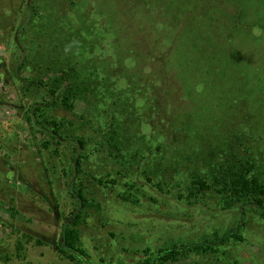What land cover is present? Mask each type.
Listing matches in <instances>:
<instances>
[{
	"label": "rangeland",
	"instance_id": "374dc122",
	"mask_svg": "<svg viewBox=\"0 0 264 264\" xmlns=\"http://www.w3.org/2000/svg\"><path fill=\"white\" fill-rule=\"evenodd\" d=\"M21 49L23 78L49 84L72 65L84 82L55 114L88 140L77 229L94 264H142L148 248L241 225L216 178L230 157L264 182V0H0V264H76L55 247L75 151L45 148L27 122L46 96L14 80ZM243 224L242 242L178 264H264V218L251 208Z\"/></svg>",
	"mask_w": 264,
	"mask_h": 264
},
{
	"label": "trees",
	"instance_id": "16d2710c",
	"mask_svg": "<svg viewBox=\"0 0 264 264\" xmlns=\"http://www.w3.org/2000/svg\"><path fill=\"white\" fill-rule=\"evenodd\" d=\"M146 7L148 8L149 6L146 5ZM24 55L25 52L22 50V62L16 63L13 67L14 80L42 89L46 96L43 102H37L27 107L25 114L27 122L32 128H35L41 134H46L50 138L48 141H45V148H49L51 144L50 140H53L57 146L67 142L73 146L75 151L74 154H71L73 180L69 185V193L74 200V209L68 215L64 212L56 211L61 225L59 238L55 247L62 256L76 262V264H94L86 251L79 245L80 236L77 229L83 222L84 209L90 204L82 186L79 188L78 184H76V178L82 172V164L87 156L84 152L88 140L82 136L80 138L79 136L63 135L62 129L65 128V125L55 114L58 108L65 109L67 112H72L75 109L74 101L82 96L81 94H84L82 88L84 82L76 68L72 65L59 76L51 78L49 84L23 78L21 73L26 68V55ZM110 133L111 140L114 143L120 141L119 138L121 136L119 132L114 129ZM254 166L255 164H251V159L234 162L233 158L227 157V161L221 166L222 173L216 178L217 183L221 187L217 191L224 197L225 209H231L234 205L240 208L242 223L239 227L230 228L223 234H216L211 240L182 245L174 244L157 251H152L148 248L142 264H178L183 259H189L190 254L218 253V249L224 246L228 240L236 239L242 242L244 238L241 231L245 227L243 223L247 211L252 208L254 211L260 212L261 217L264 218V182L252 173ZM193 183L199 186L201 191L213 188L202 174H196ZM159 187L161 186L159 185ZM39 243L41 242L39 241Z\"/></svg>",
	"mask_w": 264,
	"mask_h": 264
},
{
	"label": "clouds",
	"instance_id": "9594fccd",
	"mask_svg": "<svg viewBox=\"0 0 264 264\" xmlns=\"http://www.w3.org/2000/svg\"><path fill=\"white\" fill-rule=\"evenodd\" d=\"M66 51H67V49H66Z\"/></svg>",
	"mask_w": 264,
	"mask_h": 264
}]
</instances>
